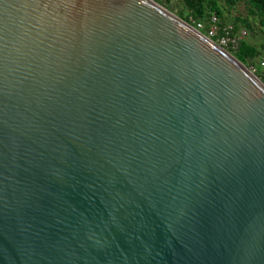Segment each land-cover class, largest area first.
<instances>
[{
	"label": "water",
	"instance_id": "95a60500",
	"mask_svg": "<svg viewBox=\"0 0 264 264\" xmlns=\"http://www.w3.org/2000/svg\"><path fill=\"white\" fill-rule=\"evenodd\" d=\"M0 264H264V85L151 0H0Z\"/></svg>",
	"mask_w": 264,
	"mask_h": 264
},
{
	"label": "rangeland",
	"instance_id": "374dc122",
	"mask_svg": "<svg viewBox=\"0 0 264 264\" xmlns=\"http://www.w3.org/2000/svg\"><path fill=\"white\" fill-rule=\"evenodd\" d=\"M160 8L168 11L173 16L183 21V17L189 15L185 9H183L180 0H151ZM221 8V21L227 24H231L237 30H243L245 32L241 42L254 48L256 54L260 46L264 43V17L260 16L255 10L251 9L247 3L243 0H237L233 6H225L219 2ZM233 58H235L232 55ZM255 56L250 64H243L247 69L251 65H255L257 62ZM249 70V69H248ZM257 71L262 73V78H258L255 72L254 74L258 80L264 85V68H258Z\"/></svg>",
	"mask_w": 264,
	"mask_h": 264
},
{
	"label": "built area",
	"instance_id": "2783aa9c",
	"mask_svg": "<svg viewBox=\"0 0 264 264\" xmlns=\"http://www.w3.org/2000/svg\"><path fill=\"white\" fill-rule=\"evenodd\" d=\"M182 22L231 56L237 52L241 39L245 35L243 30H236L234 26L222 22L214 14L197 19L186 15ZM256 60L255 65L248 68L251 72L264 68V43L259 48Z\"/></svg>",
	"mask_w": 264,
	"mask_h": 264
},
{
	"label": "trees",
	"instance_id": "16d2710c",
	"mask_svg": "<svg viewBox=\"0 0 264 264\" xmlns=\"http://www.w3.org/2000/svg\"><path fill=\"white\" fill-rule=\"evenodd\" d=\"M183 9L193 18H203L210 14L216 15L221 20V8L219 2L225 6H233L237 0H180ZM248 6L255 10L260 16L264 17V0H243ZM258 53V52H257ZM241 64H250L257 56L254 48L240 42L237 52L233 55ZM257 71V70H256ZM262 78V73L257 71L255 74Z\"/></svg>",
	"mask_w": 264,
	"mask_h": 264
}]
</instances>
